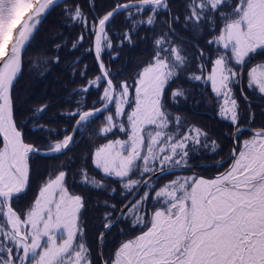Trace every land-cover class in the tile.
<instances>
[{
  "label": "snow or ice",
  "instance_id": "1",
  "mask_svg": "<svg viewBox=\"0 0 264 264\" xmlns=\"http://www.w3.org/2000/svg\"><path fill=\"white\" fill-rule=\"evenodd\" d=\"M63 0H0V264H95L85 240L81 216L85 209L82 195L70 191L67 172L50 174L38 187L34 199L24 211L14 203L26 196L31 182L32 158L65 154L76 142L75 134L83 132L98 115L104 123L97 135L106 142L94 147L91 163L103 179L79 169L81 183L97 190L117 189L104 183L115 179L121 188L122 203L104 201L109 209L103 213L104 232L124 222L131 231L102 264H264V127L252 128L254 113L244 94L247 88L264 99V59L252 64L255 56L264 54V0H186L185 26L203 32V25L216 33L208 40L216 48L214 59L198 48L197 71L189 72L192 83L210 86L218 116L231 123L234 147L226 159L205 167H228L206 177L175 175L191 171V157L202 149L217 152L219 145L209 139L201 127L188 123L167 108L169 99L185 97L182 88L168 89L174 79L191 67V58L183 45L174 42L171 23L168 30L154 38V55L136 74L134 82L115 81L105 64V50L132 44L133 34L141 25L154 28L157 15L169 11L168 0H126L117 3L102 16L89 20L79 4L63 11L83 31L72 48L83 43L86 34L92 38L85 51L93 52L99 74L74 93L87 94L99 89L101 107L85 110L77 107L61 115L74 119L72 131L53 139L55 128L33 124V129L49 135L45 146L28 142L24 129L27 122L42 116L50 105L35 108L22 121L15 116L14 87L23 71V56L46 15ZM94 8V0H90ZM227 9V10H222ZM149 14L145 17L144 13ZM124 12L130 29L114 45L109 25ZM95 15V14H94ZM178 22L179 17H173ZM57 49L61 45H56ZM118 54H113L116 59ZM211 59V68L206 71ZM59 62V57L55 59ZM85 70L81 75H85ZM248 104V124H241L242 113L235 95ZM186 98V97H185ZM126 138L107 139L116 132ZM247 138L239 137L245 132ZM172 175L162 186L161 178ZM142 193V194H141ZM135 232L136 234H132Z\"/></svg>",
  "mask_w": 264,
  "mask_h": 264
},
{
  "label": "trees",
  "instance_id": "2",
  "mask_svg": "<svg viewBox=\"0 0 264 264\" xmlns=\"http://www.w3.org/2000/svg\"><path fill=\"white\" fill-rule=\"evenodd\" d=\"M126 0H94V8L90 7V0H65L58 6L52 8L39 25L38 31L35 32L34 39L25 51L23 56V71L18 82L14 87L15 116L17 121H22L25 117L30 116L35 108L47 103L50 105L42 116L35 120L27 122L24 129L28 142L37 146H45L48 141L46 137L49 133L33 129V124H45L49 128H55L56 134L53 139H60L67 134L62 129L67 128L70 132L74 124V119L61 115L62 112H68L77 107L76 101L80 100L86 105L85 110L101 106L99 98L102 93V86L90 88L87 94L74 93V89L81 88L87 84L88 79L94 78L99 74L93 52L85 51L91 46L92 38L90 34L85 35L82 44L77 48H72V43L77 40L83 29L79 24L66 18L64 9L74 7L79 4L84 14L91 21L97 16L104 15L111 10L117 3H123ZM169 11H161L157 15V21L154 28L141 25L137 32L133 34V43L125 42L122 47H114L112 50H105L103 59L115 75V81H127L130 85L134 82L137 72L148 63L154 55V38L161 34L162 31L168 30V24L171 23L175 30L172 37L175 43L183 45L191 58V67L181 73L178 78L174 79L168 91L182 88L185 90V97H178L177 102L169 99L167 104L168 110L173 115H179L188 123L197 125L209 134L210 140H215L219 145L216 153L209 150H201L198 154L191 157L190 163L194 165L193 170L177 172L176 174L196 172L204 176H214L220 171L225 170L230 164L228 159L222 167H205L203 165H213L216 161L226 159L232 147L231 134L234 127L230 122L221 119L217 112V104L210 86H202L200 83H192L187 79L189 72L197 71V57L200 55L198 48L202 49L204 54L214 59L217 52L213 45L207 42L216 33L209 30V25L204 24L203 32H194L192 25L185 26V3L186 0H168ZM227 10V9H222ZM95 14V15H94ZM149 13L146 11L144 16ZM126 13L121 12L116 15L109 25L110 35L114 45L123 39V32L130 29V23L125 20ZM179 17L176 22L172 18ZM56 45H61L57 49ZM113 54H118L116 59H112ZM59 57V62H54ZM211 59L207 63V70L211 68ZM264 59V54L255 56L252 64ZM85 75L81 71L85 70ZM244 94L251 101V111L254 113V121L250 124L252 128L264 127V101L254 90L247 88V79L242 81ZM235 95L239 101L242 113L241 124H248V104L240 93V85L235 87ZM107 113H102L91 121L90 126L83 132L75 134L76 142L70 147L65 154L54 156H34L32 158V171L30 188L26 196L20 201L14 203L18 211H24L32 202L38 191L39 185L50 175H54L58 170L67 172V184L69 189L80 194L85 199V209L82 212L81 220L85 230V240L91 250L92 259L95 264H100L98 256V237L104 230L103 213L109 209L104 207L103 202L115 203L119 208L122 203L121 188L119 183L112 178L104 180V183L116 188L115 195L110 194L109 190H97L81 183L79 169L87 167L90 176L98 180L103 179L102 173L95 169L91 163V153L95 146L105 143L106 140L97 135L99 128L103 125V117ZM124 135L116 132L115 135L109 134L107 139H115ZM251 133L245 131L240 137L243 140L250 136ZM213 162L212 164H210ZM173 177L166 175L159 181ZM158 186V183L156 184ZM142 194V193H141ZM125 233L131 231L128 223H118L112 229L105 233L102 241L103 258L107 259L111 253L118 247L119 243L129 238L121 235L120 230ZM136 234L135 232L132 233Z\"/></svg>",
  "mask_w": 264,
  "mask_h": 264
},
{
  "label": "water",
  "instance_id": "3",
  "mask_svg": "<svg viewBox=\"0 0 264 264\" xmlns=\"http://www.w3.org/2000/svg\"><path fill=\"white\" fill-rule=\"evenodd\" d=\"M65 0H63V2H64ZM62 3V2H61ZM55 7V6H54ZM53 7V8H54ZM94 54V53H93ZM94 58H95V56H94ZM96 61V60H95ZM96 64H97V62H96ZM98 66V65H97ZM241 87V86H240ZM240 93H241V90H240ZM243 97V96H242ZM258 102H262V103H264V101H258ZM99 107H101V106H99ZM71 131H72V129H71ZM70 131V132H71ZM233 132H234V130H233ZM233 132H232V134H233ZM232 134H231V140H232V147H231V151H232V149H233V147H234V140H233V136H232ZM213 162H211L210 164H212ZM231 163V162H230ZM193 167H192V169L191 170H193V168H194V165H192ZM102 232H104V230L102 231ZM99 237H100V235H99ZM99 237H98V256H99V260H100V264H102V261H101V259H100V253H101V251H102V241L99 239Z\"/></svg>",
  "mask_w": 264,
  "mask_h": 264
},
{
  "label": "rangeland",
  "instance_id": "4",
  "mask_svg": "<svg viewBox=\"0 0 264 264\" xmlns=\"http://www.w3.org/2000/svg\"><path fill=\"white\" fill-rule=\"evenodd\" d=\"M119 138H126L124 135L118 136ZM192 173H183V174H176V175H191ZM216 175V174H215ZM206 177H211V176H206ZM174 177H168L166 179H163L161 181L158 182V186H156L157 188L162 186L165 182H167L169 179H172ZM71 191V190H70Z\"/></svg>",
  "mask_w": 264,
  "mask_h": 264
}]
</instances>
